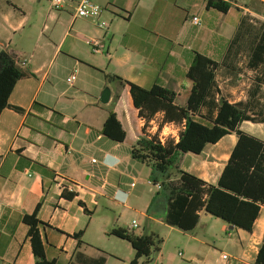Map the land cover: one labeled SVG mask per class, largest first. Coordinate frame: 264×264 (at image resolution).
<instances>
[{"label":"crops","instance_id":"1","mask_svg":"<svg viewBox=\"0 0 264 264\" xmlns=\"http://www.w3.org/2000/svg\"><path fill=\"white\" fill-rule=\"evenodd\" d=\"M222 1L230 4L228 13L207 8L208 0H204L205 15L212 16L217 12L227 17L235 8L238 13H243L237 26L218 28L213 23L206 38L208 40L196 46H187L185 29L188 20L194 27L202 25V22L200 26L192 23L194 17L201 21L198 13L201 4L198 0H152L148 5L145 0L100 1L102 4L99 2L98 5L104 11L95 21L75 18V11L70 6L56 13L51 8L43 23L42 35L37 37L25 31L27 18L22 15L19 4L6 0L7 11L0 18L3 23H0V52L9 49L23 55L26 59L24 69L30 74L18 81L9 98V107L0 116L1 264L36 263L28 238L29 227L23 219L33 214L38 206V220L46 225L40 228L47 243L46 255L57 264H92V260L99 261L101 258L105 259V264H110L111 260L131 264L135 251L128 242L131 249L124 258L119 253L96 249L85 239L94 224L100 198L114 205H123V210L138 213L142 217L140 227L145 223L146 226L150 224L148 228L143 227L141 234H135L134 229L127 225L130 228L127 230L135 236H152L161 240L162 226L170 228L171 232H182L165 224L162 209L159 214L149 213L150 205L140 213L134 209L131 197L127 196L130 186L134 184L130 182L131 153L127 156L122 149L124 143L114 142L101 133L111 111L101 108L99 97L106 86H121L118 81L109 84L106 75L117 76L144 89H151L155 85L167 89L172 87L178 96L181 95L180 89H187L189 97L192 84L190 80L186 81V75L195 53H201L219 64L216 82L223 97L232 104L251 102L249 115H264V88L255 83L261 68L248 66L252 48L264 28L251 35L253 26L251 21H247L248 15L264 20V0H256L253 10L240 6L238 0ZM162 3L168 6H160L157 12V5ZM169 7L174 12L169 11ZM17 13L22 15L21 20L14 18ZM121 23L128 28L123 34L120 33ZM98 24L106 25L107 30L100 29ZM242 26H245L243 30ZM29 28L32 30V25ZM110 29L112 32H109ZM21 30V42L15 44L16 33ZM1 31H8L12 36L5 38V33ZM60 31H64L62 40L58 37ZM45 32H50V35L43 37ZM249 37L248 48H242L239 41ZM70 38L75 43L98 42L101 50L105 51L101 54L102 59L86 67L78 64L77 60L73 61L70 58L75 55L72 44L64 51L66 40ZM32 42L36 43L38 52L30 54L26 44ZM35 58L39 59L41 66H33L32 60ZM48 59L51 61L48 62ZM66 59L88 76H91L89 72L97 74L94 81L90 84L79 80L75 70L67 75L66 87L61 86L56 78ZM58 61L61 64L54 69ZM73 74L76 80L71 85L67 80ZM123 88L129 98L134 145L138 140L139 128L135 120L143 125L137 111H133L128 90ZM113 95L111 91L110 102L114 99ZM158 118L162 119V115L155 119ZM156 130L157 127L152 128L151 134L155 135ZM241 130L264 142V124L244 122ZM236 143L237 137L228 135L216 145H208L200 156L183 155L188 156L189 160L181 162L182 156L180 169L209 185H216ZM93 160L97 162L93 163ZM60 184L63 188L59 187ZM71 194L75 197L68 200L66 197ZM211 217L202 212L195 230L182 232L185 241L182 242V251L178 253L180 260H188V264H218L221 261L227 264H255L264 240V206L252 233L225 223L223 231L230 242L231 252H218L215 259L205 249L209 247L204 240L206 238H200L198 234L204 220ZM117 228L121 227L116 226L111 231ZM101 232L105 233V229ZM80 233L83 244L78 246L75 236ZM207 237L216 244V238ZM194 244L199 247L194 248ZM94 250L96 253L93 254ZM165 259L160 248L157 258L153 260L150 257L148 260L154 261V264H167ZM175 261L176 264H186L178 259Z\"/></svg>","mask_w":264,"mask_h":264},{"label":"trees","instance_id":"2","mask_svg":"<svg viewBox=\"0 0 264 264\" xmlns=\"http://www.w3.org/2000/svg\"><path fill=\"white\" fill-rule=\"evenodd\" d=\"M207 8L228 13L231 6L222 0H208ZM23 55L5 49L0 52V116L9 107V98L19 80L28 73ZM252 69L261 68L256 76V86L264 88V30L252 48L248 62ZM219 64L208 56L195 53L186 78L192 87L184 106L176 103L177 93L155 85L141 88L123 81L117 76L106 75L108 83L118 81L128 90L133 111L145 120L146 127L158 115H162L158 133L149 135L145 128L139 131L137 142L131 147V158L141 164L152 165L159 176L151 178L154 186L160 185L149 206V213L164 211L165 224L184 233L197 227L202 212L220 219L226 224L252 233L255 222L264 206V142L241 130L244 122L264 124V115H249L251 102L230 103L222 96L216 82ZM21 111L20 109H17ZM136 123V120H135ZM166 124L181 128L178 141L167 139L162 143L159 133ZM101 133L117 143H125L128 133L115 112H110ZM235 135L237 143L216 185H209L197 176L180 169L183 155L200 156L208 145H216L228 135ZM176 172L179 180L172 179ZM75 197L67 196L68 200ZM39 206L24 223L29 227L28 238L35 257V264H57L46 255V241L40 228L46 226L38 220ZM111 236L128 242L135 251L131 264H138L153 252H159L163 241L156 237H138L124 228L111 231ZM82 233L76 235L78 246ZM1 264V261H0ZM92 264H105V259ZM146 264V263H144ZM255 264H264V240L259 248Z\"/></svg>","mask_w":264,"mask_h":264},{"label":"rangeland","instance_id":"3","mask_svg":"<svg viewBox=\"0 0 264 264\" xmlns=\"http://www.w3.org/2000/svg\"><path fill=\"white\" fill-rule=\"evenodd\" d=\"M13 2H17L19 4L20 9L23 11L22 15L26 16V24H25V31H29L30 34L34 35V37H37L38 35H42V30H43V23L45 22L47 18V14L51 11V5L49 0H12ZM97 4H100V1H111V0H93ZM6 0H0L1 7H0V18L2 19L3 16L5 15V12L7 11ZM100 2V3H99ZM199 4H201L198 8V13L201 18L202 25L201 27H194L191 25L190 20H188L187 25H186V33H187V39L185 40V44L187 46H196L198 43H201V41H206L208 39L207 36L209 35V32L212 30L211 25L214 23L218 28H225V27H232V26H237L240 17L243 16V13H238L235 8L231 11V13L226 17L223 16L222 14H217V12L214 13V15L206 16L205 15V8H204V0H198ZM152 3V0H145V4L148 5ZM102 4V3H101ZM238 4L241 6H248L250 9L254 8V5L256 4V0H238ZM160 6H168L166 3L158 4L156 11L159 12V9L161 8ZM109 7V6H108ZM169 11H173L174 9L169 7ZM253 10V9H252ZM109 11V9H108ZM56 13V11H53ZM19 13L14 14V18L17 20H21V16ZM0 19V23H2ZM115 19V17H114ZM247 21H251L252 27V32L251 35L254 34L255 31L261 30L264 28V20H262L261 17L259 16H247ZM3 24V23H2ZM30 25H32V30H30ZM52 27V26H51ZM245 26H242V30L244 29ZM128 28L125 24L121 23L120 26V33L123 34L127 32ZM109 32H112L110 29ZM1 33H5L4 37L12 36V33L6 31H1ZM23 31H19L16 33V36L14 38V42L19 43L21 42L19 40V37L22 35ZM196 33L198 34L196 36ZM202 33L200 36L199 34ZM10 34V35H9ZM45 36H49L50 32H45ZM64 31H60L58 34V37L60 40H62ZM45 38H43L44 41ZM251 38L249 37L247 40H240L239 43L242 48H248L249 45V40ZM40 42V41H39ZM88 43V42H87ZM36 43L32 42L30 44H26V48L29 51L30 54L38 52V49L36 48ZM39 44V43H38ZM72 44V47L75 49V55L74 57H70L71 59L77 60L78 64H81L83 66H90L92 62H95L96 60L102 59V53H95L94 49L91 47L92 44H85V43H75L73 39H68L66 40V44L64 47V51L67 50L68 46ZM102 52L105 53V51L102 49ZM77 57V59H76ZM95 57V59H94ZM27 59L29 60L30 57L27 55ZM51 61V59H48ZM32 64L34 67L41 66V62H39L38 58H35L32 60ZM61 64L60 61L56 62L54 69H56L59 65ZM86 70V68H83ZM68 70H70L68 72ZM77 70V78L79 80L86 81L88 83H92L94 81V77H96L97 74L91 73V76H88L84 73V70H80L77 67H73L71 60L66 59L62 71L57 75L56 80L58 83L62 86L66 87V79L67 75L73 73V71ZM80 70V73H79ZM98 77H100L98 75ZM187 79V78H186ZM186 81H189L188 79ZM110 84V83H109ZM106 88H109L111 91H113V97L114 99L109 102L108 104H102L101 103V96ZM169 89L175 90L172 87H168ZM105 89H103L100 97H99V105L101 106L102 109L106 111H112L115 112L119 115L120 120L122 121L124 128L126 132L128 133V138L127 141L122 145V149L124 153L128 156L130 155V148L132 144L134 143L133 141V133L134 130L131 125V116H130V107H129V98L127 95L126 90L119 86V85H111V86H106ZM180 94L177 97L176 103L179 106H184L187 102L188 99V92L187 89L186 91H181L180 89ZM161 118H158L157 121L155 122L154 125H150V127H142L139 121L137 125L139 126L138 132L141 131V129L145 128L146 133L149 135H153V131L151 132L152 128L157 127L160 124ZM158 129V128H157ZM179 130V128H178ZM158 130H156L154 133L157 134ZM178 136L179 132L176 130H166L165 135L166 136H161L162 132L159 133V137H165L166 139H172V134ZM192 157V154H189V157ZM188 157V156H187ZM185 156L182 157L181 162L188 161L189 158ZM130 166L132 170V179H130V182L134 183V187L130 186V191L127 190L125 191L127 193L128 198L131 197L132 201L131 203L134 204L133 207L137 212H143L146 207H148L152 200L154 199L155 195L158 192H161V187L160 185L154 186L151 183V178H155L158 175V173L155 172L153 169L152 165H147V164H141L137 161H134L130 158ZM172 179L174 181L179 180V176L176 172H172ZM137 196V197H136ZM134 199V200H133ZM118 220H120L118 222ZM133 220H135L138 224V227L134 229L133 232L135 234H141L143 233V227H150V224L146 223L143 224L141 227L139 226L140 221L142 220V217L137 213H133L128 210H123V205H114L112 202H109L107 199L100 198L99 199V205L97 208L96 213L94 214V224L91 226V228L88 230L86 240L88 242H91V244L96 247V249L102 250L104 252H113V253H119L121 254L122 257L127 258V254L130 252V245L127 242L121 241L113 236L110 235L111 230L115 228L116 226L124 228V229H130L127 225H130V227L133 224ZM118 222V223H117ZM207 224L205 227L204 225ZM225 222L222 220H217L214 217L207 218L204 220L201 228L198 231L199 237L200 238H206V242L209 244V247H206V250H209L213 259L218 257V252L223 253V252H228L230 253V242H228V237L224 233L223 228H224ZM105 229V233H102L101 231ZM171 232L170 228L162 226L160 228V236L161 240H163L164 243L160 246L161 250L163 251L165 255V262L167 264H176L175 259H178L179 261L180 258L178 257V253L182 251L183 244L182 242L185 241V238H183V233L179 232L177 230H172ZM208 235H210L212 238H216V244L212 243L210 239H208ZM194 248H198L199 246L197 244L193 245ZM214 250H217L215 252ZM96 253L95 250L93 251V254ZM112 253V254H113ZM213 253V254H212ZM158 252H153L151 255V258L154 260L157 258ZM217 255V256H216ZM226 259V258H224ZM184 263L188 264V260H182ZM181 261V262H182ZM212 261V259H211ZM127 262V261H126ZM154 264L155 262H148L146 258L140 259V264ZM110 264H121L115 262V260H111ZM127 264H129L127 262ZM158 264V263H157ZM218 264H227L226 261H221Z\"/></svg>","mask_w":264,"mask_h":264},{"label":"built area","instance_id":"4","mask_svg":"<svg viewBox=\"0 0 264 264\" xmlns=\"http://www.w3.org/2000/svg\"><path fill=\"white\" fill-rule=\"evenodd\" d=\"M49 2H50L52 10H54V11H62L66 7L70 6L75 11V16H74L75 18L89 20V21L98 20L104 11V9L100 5L95 3L93 0H49ZM192 23L195 26L201 25V21L197 17H194L192 19ZM97 26L103 30H107V28H108L106 25H102V24H98ZM91 47L94 49L95 53H102L101 46L98 42H96V41L92 42ZM75 80H76V75L73 74L72 76H70V78H68L67 82L72 85L75 82ZM140 121H141L143 127H145L146 126L145 120L141 119ZM156 121H157L156 119H153L149 124L154 125ZM160 123H161V121H160ZM159 125L157 126V128H159ZM178 128H179V130H178ZM166 130H176V131L180 132L181 128L174 125V124H166L163 126V129L161 131L162 132L161 136H166L165 135ZM172 135H173L172 139H174L177 142L178 136H176L174 134H172ZM159 139L162 143H165L168 138L166 139L165 137L164 138L159 137ZM96 162H97L96 160H93V163H96ZM134 186L135 185L132 184V187H134ZM59 187L63 188V185L60 184ZM137 227H138V224L136 221H134L132 226H131V229H136Z\"/></svg>","mask_w":264,"mask_h":264},{"label":"water","instance_id":"5","mask_svg":"<svg viewBox=\"0 0 264 264\" xmlns=\"http://www.w3.org/2000/svg\"><path fill=\"white\" fill-rule=\"evenodd\" d=\"M111 100V90L106 88L101 96V103L108 104Z\"/></svg>","mask_w":264,"mask_h":264}]
</instances>
